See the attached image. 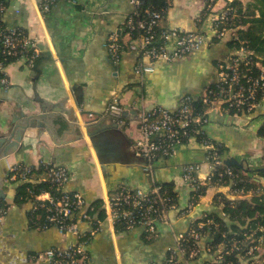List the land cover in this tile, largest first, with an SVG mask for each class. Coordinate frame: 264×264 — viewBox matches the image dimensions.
<instances>
[{
    "label": "crops",
    "instance_id": "obj_1",
    "mask_svg": "<svg viewBox=\"0 0 264 264\" xmlns=\"http://www.w3.org/2000/svg\"><path fill=\"white\" fill-rule=\"evenodd\" d=\"M40 1L2 0L5 9L0 13V23L23 27L36 38L40 55L32 67L25 66L22 60L6 63L10 82L7 88L0 86V129L7 128L13 116L20 117V112L37 110V98L59 104L69 114L54 113L47 121L49 131L29 129L20 148L7 156L8 168L18 163L32 165L31 182H40L44 177L39 168L41 160L65 166L70 178L64 189L82 193L87 202L99 207L120 183L144 190L154 183L172 184L178 208L170 212V225L156 223L155 236L146 235L139 227L116 228L103 211H96L101 223L86 245L93 264H164L167 251L175 244V234L186 230L192 220L215 213L227 225L233 224L221 211L222 204L214 200L216 193L226 195V186H208L192 211L187 216H178L191 192L182 179V166L198 163L197 175L203 178L208 171L205 150L195 141L180 144L172 155L153 159L146 169L145 158L136 155L132 148L138 137V125L129 112L156 104L173 109L183 95L200 96L214 80L217 60L230 50L227 39H212L208 46L184 58L159 60L153 72L141 76L134 71L136 53L124 50L114 62L104 46L111 32L127 39L123 22L130 9L128 0H58L45 13L39 9ZM231 1L216 0L214 10ZM239 1L244 6L252 0ZM203 6L204 0H169L162 24L211 36L210 21L197 20ZM113 95L118 96L122 108L128 107L127 115L113 121L103 118L102 124L116 122V125L88 136L84 128L88 114L96 118V114H107ZM207 118L205 135L224 144V159L233 157L248 170L264 169L261 160L264 138L256 133L264 121V97L252 114L222 112L215 103L207 108ZM17 183L5 182L7 200L0 204L6 207L0 221V264H47L38 253L51 247H65L76 238L54 227L30 226V203L14 198ZM89 227L90 222L79 223L82 230ZM228 229L233 231L231 227ZM205 241L206 238L202 243ZM213 260L212 252L202 250L183 264Z\"/></svg>",
    "mask_w": 264,
    "mask_h": 264
},
{
    "label": "built area",
    "instance_id": "obj_2",
    "mask_svg": "<svg viewBox=\"0 0 264 264\" xmlns=\"http://www.w3.org/2000/svg\"><path fill=\"white\" fill-rule=\"evenodd\" d=\"M58 0H41L39 9L42 13L49 11ZM144 0H128L130 9L126 13L123 29L127 39L120 38L111 32L104 43L112 61L120 59L124 50L136 53L134 71L141 76L153 72L159 60L170 62L184 58L192 52L201 50L215 40L237 38V30L242 28L240 17L233 7L225 2L219 10H214L216 0H204V6L198 22L209 20L211 36L202 31L185 30L178 27H167L162 24L166 9L141 10ZM5 5L0 1V13ZM40 51L36 38L23 27L5 26L0 23V86L7 88L9 78L5 71L7 58L22 60L25 66L32 67L38 60ZM255 67L252 71L251 67ZM264 90V65L261 64L249 48L244 44L230 47L229 52L217 60L214 80L208 84L201 95L194 98L183 95L173 109L156 104L150 108L138 107L136 121L138 137L133 141L134 153L145 158L146 169L157 157H168L175 148L184 143L195 141L205 150V161L208 171L203 178L197 175L200 165L188 163L182 166V179L188 183L192 194L178 216H187L198 204L202 195L199 186L210 181L216 174L217 180L227 176L226 195L230 197H248L250 190L234 187L233 170L224 163L223 153L216 145L204 136V125L207 123V110H197L194 101L200 99L205 106L217 103L222 112L233 114H252L260 103L259 92ZM122 107L117 95H113L106 108V113L119 119ZM95 119L94 114H88ZM117 119V120H118ZM44 177L41 181L49 183V190L33 193L29 190L26 201L30 203V211L41 208V220L36 222L33 216L29 220L38 229L54 227L60 233L73 234L76 240L65 247H51L40 253L38 257L47 264H93L86 250V245L98 229L101 219L95 216L99 209L105 218L114 226L123 230L139 227L148 236H155L156 223L171 224L170 212L178 208L177 198L170 196L161 183H154L148 190L134 188L120 183L110 193L101 207L87 202L82 193L64 189L70 178L67 167L56 165L50 161H40ZM34 166L18 163L10 167L6 181H31ZM52 190V192L50 191ZM225 195V196H226ZM6 207L0 208V221L3 220ZM33 213V212H31ZM90 222L86 230L79 228L80 222ZM212 227V228H211ZM211 229H218L212 218L192 220L187 229L175 234V244L167 251L164 264H183L194 259L205 250L214 254L212 262L219 264L224 254L236 252L238 264H258L263 252L264 238L253 237L252 233L244 234L241 241L221 240L212 244ZM259 230H263L260 227ZM225 233H222L224 236ZM207 239L204 243L202 240ZM230 246V248H229ZM226 264H231L228 261Z\"/></svg>",
    "mask_w": 264,
    "mask_h": 264
},
{
    "label": "trees",
    "instance_id": "obj_3",
    "mask_svg": "<svg viewBox=\"0 0 264 264\" xmlns=\"http://www.w3.org/2000/svg\"><path fill=\"white\" fill-rule=\"evenodd\" d=\"M168 5L169 0H144L143 4L141 5V10L143 11L146 8L153 10L167 9ZM228 5L233 7L234 12L240 17L241 23L244 26V28L237 30L238 32L236 39H232L227 42L228 47L230 48L233 46H238L242 43L247 48L252 50L255 57L259 59L261 64L264 65V0H252L251 2H247L244 6L241 1L232 0L231 2H228ZM13 60L14 59L12 58H7L5 63ZM251 69L254 71L255 67L252 66ZM262 97H264V90L260 91L258 95V98L261 99ZM194 105L197 110H202L203 108L205 109L207 107L201 103L200 99H196L194 101ZM229 111L230 114L234 113L233 109H230ZM256 133L259 137L264 138V121L259 125ZM201 137H206L211 142H213L220 153L225 152L226 148L222 142L210 139L205 134ZM261 149V160L264 164V143L261 146ZM230 167L234 174V187H242L245 191L250 190L251 193L248 197H227L221 193L215 194V202L222 204L221 211L234 223L227 225L221 216H218L215 213H207L203 219L212 218L218 225V229H211L212 244H216L221 240L228 241L229 244L233 243L234 241L239 242L244 238V234L247 235L250 232H253V237L262 236L264 238V186H262V184L259 182L249 178L245 174V170L243 168H239L235 165H230ZM40 169L42 170V168ZM227 178V176H224L220 180H217V175L214 174L210 181L199 186L200 195L205 193L208 186L225 185V183L228 181ZM12 182L17 183L20 181L13 180ZM161 184L170 196L176 198V193L174 192L171 183ZM15 190V200L19 202H25L29 190H31L33 193L49 190V183L47 181H21L15 185ZM50 191L52 192V190ZM191 194L192 191L190 192V195ZM96 206L98 205L96 204ZM41 213L42 209L36 208L34 211L28 212V218L32 215L35 221L39 222L41 220ZM29 225L35 227V225L32 224L30 220ZM229 227H231L233 231H229ZM260 227H263V230H259ZM116 228H119V226L116 225ZM222 233H225V235L222 236ZM259 259L260 261L258 264H264V251L262 252ZM228 261H230L231 264H238L235 251L224 254L223 259L219 264H226Z\"/></svg>",
    "mask_w": 264,
    "mask_h": 264
},
{
    "label": "water",
    "instance_id": "obj_4",
    "mask_svg": "<svg viewBox=\"0 0 264 264\" xmlns=\"http://www.w3.org/2000/svg\"><path fill=\"white\" fill-rule=\"evenodd\" d=\"M36 102L38 104L37 110L32 109L29 113L20 112L19 116H13L7 128L0 129V204L4 200H7L6 192L4 191L5 186V177L8 173L9 166L7 164V156L11 153L15 152L18 148H20L22 139L25 134L28 133L29 129L35 128H45L46 130H50L47 125V121L52 119L54 113L59 112L63 114H69L68 110H64L59 104L51 103L47 100L37 98ZM130 113L136 117V110H129ZM128 113V107L124 106L119 114L120 117L126 116ZM98 118L89 119L84 122V128L86 130V134L88 136H92L95 133H98L106 128L111 126H115L116 122H112V124H102L103 118H110V120L118 119L114 118L110 114H105L102 116L101 114H96ZM101 119H100V118ZM224 163L226 165H235L239 168H243L242 163L238 162L235 158L229 157L224 159ZM245 170V174L253 179L256 182H259L264 186V169L258 168L255 170Z\"/></svg>",
    "mask_w": 264,
    "mask_h": 264
},
{
    "label": "rangeland",
    "instance_id": "obj_5",
    "mask_svg": "<svg viewBox=\"0 0 264 264\" xmlns=\"http://www.w3.org/2000/svg\"><path fill=\"white\" fill-rule=\"evenodd\" d=\"M209 106H207L205 109L207 110V108H208ZM245 165V164H244ZM246 167H248L247 165H245ZM248 169V168H247ZM3 207H5V206H3ZM0 208H2V207H0ZM263 251H264V244H263Z\"/></svg>",
    "mask_w": 264,
    "mask_h": 264
}]
</instances>
